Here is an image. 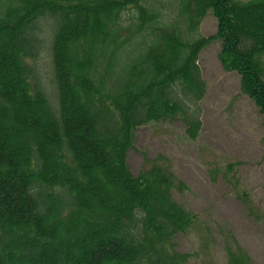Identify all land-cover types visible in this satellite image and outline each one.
<instances>
[{
    "label": "trees",
    "instance_id": "trees-1",
    "mask_svg": "<svg viewBox=\"0 0 264 264\" xmlns=\"http://www.w3.org/2000/svg\"><path fill=\"white\" fill-rule=\"evenodd\" d=\"M167 1L0 0V264H188L174 238L198 218L173 196L187 185L161 154L133 174L128 152L149 122L198 136L215 40L264 116V0ZM46 18L52 90L35 65ZM230 239L227 264H252Z\"/></svg>",
    "mask_w": 264,
    "mask_h": 264
},
{
    "label": "rangeland",
    "instance_id": "rangeland-1",
    "mask_svg": "<svg viewBox=\"0 0 264 264\" xmlns=\"http://www.w3.org/2000/svg\"><path fill=\"white\" fill-rule=\"evenodd\" d=\"M173 3L168 0L162 11L169 13ZM39 27L40 55L35 65L43 74V85L52 90V18L40 21ZM216 27L217 20L209 11L200 22L199 32L208 36ZM219 48L215 40L198 57L206 82L199 102L198 136L189 138L180 120L149 122L136 129L128 163L136 175L147 163L145 155L148 159L164 155L175 175L187 185L182 192L173 191V196L198 218L174 238L175 248L190 255L188 264H227L225 244L231 243L230 235L252 264H264V219L255 214L264 211V116L240 92L238 73L222 68ZM228 163L233 165L229 172ZM98 243L96 239L94 244Z\"/></svg>",
    "mask_w": 264,
    "mask_h": 264
}]
</instances>
